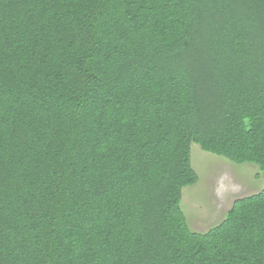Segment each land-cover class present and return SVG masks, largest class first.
<instances>
[{"label": "trees", "instance_id": "16d2710c", "mask_svg": "<svg viewBox=\"0 0 264 264\" xmlns=\"http://www.w3.org/2000/svg\"><path fill=\"white\" fill-rule=\"evenodd\" d=\"M193 144L264 179V0H0V264H264V188L190 227Z\"/></svg>", "mask_w": 264, "mask_h": 264}, {"label": "rangeland", "instance_id": "374dc122", "mask_svg": "<svg viewBox=\"0 0 264 264\" xmlns=\"http://www.w3.org/2000/svg\"><path fill=\"white\" fill-rule=\"evenodd\" d=\"M191 162L199 181L183 189L181 206L193 230L206 231L220 221L237 199L257 194L264 188L256 164H237L204 151L198 144L191 148Z\"/></svg>", "mask_w": 264, "mask_h": 264}]
</instances>
